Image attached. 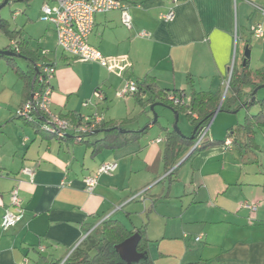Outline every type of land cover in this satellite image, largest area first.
<instances>
[{"label":"crops","instance_id":"1","mask_svg":"<svg viewBox=\"0 0 264 264\" xmlns=\"http://www.w3.org/2000/svg\"><path fill=\"white\" fill-rule=\"evenodd\" d=\"M32 1L14 14L15 21L22 17L20 24L10 23L36 52L38 65L43 60L56 63L52 111L83 117L99 113L116 123L136 117L130 125L133 130L148 126L150 114L143 112L135 97L117 96L125 78L149 75L161 89L184 92L187 100L192 91L217 94L221 106L229 95L231 71L245 68L250 28L253 34L257 25L264 26L258 9H264V0H180L177 5L170 0H123L129 5L132 28L123 25L120 11L97 14L89 37V43L115 63L110 72L78 62L59 49L53 25L41 21L42 6L51 0H43L35 17L29 9ZM171 7L174 21L160 20ZM142 31L150 36H140ZM256 39L261 42L251 45L252 71L264 69V37ZM16 64L29 72L26 60L17 57ZM98 88L105 94L104 102L85 106ZM251 90L246 87L231 104L233 112L215 114L207 127V140L223 141L230 128L260 112L258 104L245 105V93ZM32 93L1 58L0 264L64 261L76 248L86 250L88 244L83 243L90 236L103 239L101 227L107 220L121 222L134 233L144 228L152 264H264V148L258 139L264 128L257 130V147L242 154L234 144L211 147L182 162L175 169V180L168 182L165 135L154 132L156 125L150 124L146 135L122 149L93 156L85 144L49 138L15 117ZM188 121L182 126L186 135L194 130ZM111 162L118 163L117 171L101 175L88 193L85 178ZM25 168L34 176L25 174ZM14 188L19 190L25 215L3 231L2 218Z\"/></svg>","mask_w":264,"mask_h":264},{"label":"trees","instance_id":"2","mask_svg":"<svg viewBox=\"0 0 264 264\" xmlns=\"http://www.w3.org/2000/svg\"><path fill=\"white\" fill-rule=\"evenodd\" d=\"M22 1L28 4L31 0H9V3L6 6L13 2ZM0 32L5 35V37L10 42V45H8L4 50H10L20 58L26 60L30 70L29 72L23 71L16 64L17 57L12 58L0 55V59H6L11 65L12 69L15 71L16 75L20 79H23L34 92L39 87V75L42 73L45 67L52 65L53 62L43 60L38 65V56L36 52L31 51L30 44L22 38L21 30L12 28L10 21L2 18L1 15ZM125 79H132L136 82L138 90L131 96L135 97L138 103L144 107V113L147 115L150 114L148 126L142 128L141 130H133L130 128V125L136 121V117L131 119L127 118L121 123H116L114 121H106L103 114H101L103 116V121L100 123V125L93 132L83 134L81 136L82 140L78 141L75 132L67 133L63 138H60L58 136L47 134L41 131L37 123L35 124L27 121L24 122L29 125H35L37 133L43 134L49 138H55L59 140H73L79 144H85L91 149L92 155L96 156L105 150L122 149L146 135L150 129L149 125L153 124L154 121V116L151 114V106L155 104H161L162 106L160 107L165 109L170 107L177 111L179 116L184 115L193 125L194 129L197 128L195 137L193 139L195 142H197L201 134L209 126L215 114L219 111L228 113L233 112L231 104L237 102V100L242 97L246 87H251V92L247 94L245 93L247 97V100H245V105L253 106L258 104L261 107L260 112L254 115L252 118L246 117V121L243 125H237L230 128L223 141L211 142L207 139H204L187 158V161L193 159L198 153L204 150L217 145H224L229 139L232 141L235 147H237L241 154L243 151L248 150V148L257 147L255 141L257 130L264 128V98L259 99L256 95L254 101L252 102L251 98L253 97V91L256 88L264 85V69L252 71L249 69V62H247L245 68H242L240 72L233 68L228 89L229 95L225 98L221 106V99L217 94L192 91L189 100H187L186 94L184 92H169L161 89L157 85L155 78L149 75L139 80H136L132 77H127ZM171 97H174L179 102L177 103L175 100H172ZM157 107L158 106L155 107V111ZM61 117L71 122L73 126H79L83 122V116L80 115L69 114ZM16 118L19 119L18 117ZM154 125H160L159 117L158 121ZM162 131H164L165 135L164 162L167 167L166 172H169L166 176V179L168 182H173L175 180L177 170L172 172L171 170L177 161L182 157L183 152L185 151V148L191 139L190 137H184L178 134L173 128L170 129L168 127H162ZM91 226L94 227L93 225ZM101 233L103 235V239L91 240L90 236L89 239H86L87 241L85 240L83 243V245L88 244L86 250H80V248H76L72 255L69 256L63 264H125L121 260L119 254L116 252L115 246L124 242L135 233H138L141 237L138 244V251L147 255L146 245L148 240L146 239V232L144 228L139 229L134 233L126 229V227L121 222L107 220L101 227ZM62 262L63 259L52 264H61ZM138 264H152V262L147 256Z\"/></svg>","mask_w":264,"mask_h":264},{"label":"built area","instance_id":"3","mask_svg":"<svg viewBox=\"0 0 264 264\" xmlns=\"http://www.w3.org/2000/svg\"><path fill=\"white\" fill-rule=\"evenodd\" d=\"M176 5L179 0H170ZM264 14V9L258 7ZM41 21L53 25L57 38V46L65 54L82 63L97 64L114 72L116 65L111 58L105 56L99 49L89 43V37L95 27V17L97 14L108 13L112 11L121 12V20L125 27L132 28V18L129 13V5L123 0H51L42 6ZM160 20L172 22L175 19L174 7H171L167 13L160 15ZM254 34L257 38H263L264 32L262 25H258ZM142 37H149L146 31L139 33ZM56 63L43 69L38 77L39 87L32 93L30 99L23 103L15 113V116L23 121L37 123L39 129L47 134H52L63 138L67 133H76L77 140H82V135L93 132L103 121V116L99 113L84 116L83 122L79 126H73L71 122L62 118L52 111V80L56 74ZM229 84V83H228ZM227 84V86H228ZM137 84L132 79H124L122 88L117 92L119 98H125L133 95L137 91ZM172 100L179 102L174 97ZM105 100V94L101 89L95 90L93 98L85 102V106L94 102L95 105ZM207 128L201 134L196 142V147L206 138ZM231 146L233 143L229 139L225 143ZM119 165L117 162L105 163L91 176L85 178V187L88 193H92L98 184L101 175H112L117 171ZM23 172L30 177L34 176L31 169L25 168ZM246 207L256 210L255 206L246 205ZM25 209L19 194V190L14 188L11 192V204L5 211L2 218L1 227L7 231L16 226L24 217ZM201 238H197L200 240ZM65 261V260H64ZM64 261L61 263L63 264ZM22 264H25L22 263Z\"/></svg>","mask_w":264,"mask_h":264},{"label":"rangeland","instance_id":"4","mask_svg":"<svg viewBox=\"0 0 264 264\" xmlns=\"http://www.w3.org/2000/svg\"><path fill=\"white\" fill-rule=\"evenodd\" d=\"M4 2V0H0V5ZM42 2L43 0H33L29 9L31 8L32 9V14L33 16L35 17L36 15V12H38V9L41 7L42 5ZM26 4L25 2H13L11 3L10 5L8 6H5L3 9H1L0 11V15L2 16V18L10 21L12 23L13 26H16V25H19L20 22L23 20L22 17L18 20L15 21V17H14V14L16 12H20L22 11L21 9L23 7H25L24 5ZM28 9V8H27ZM262 14V16L264 17V14L262 12H260ZM21 16H23L21 14ZM258 26V25H257ZM252 28H250L249 30V34H248V38H249V41L251 43V45L254 43H258V42H261V39H256L257 37L255 36V34H251L250 31H251ZM262 29L264 31V26L262 25ZM242 31V30H241ZM240 31V36L242 35V32ZM7 45H10V42L9 40L5 37V35H3L1 32H0V50H2L3 47H6ZM251 45L249 44L250 46V50H251ZM239 50H236V56H237V51H238V56H237V62H236V69L238 70L240 68V55L242 54V41L240 40L239 42ZM236 56L234 58H236ZM251 57H252V51H251ZM234 64V63H233ZM258 92H260L258 94V97L259 98H264V88L260 89ZM255 110L252 111V113H256V111L254 112ZM156 113L158 114V116L162 115L161 117H159V122H160V125H156L155 129H154V132L155 133H158L160 135H162V133H164V131H162V127L164 126H167L168 128H174V122H175V116L174 114H172V112L169 110V109H163L162 107H157V111ZM164 113H166L165 116ZM160 114V115H159ZM152 115L154 116V113L152 112ZM187 119L184 118V116H179V122H178V128L179 130L181 131L182 135L184 136H188L190 137L192 135V133L190 132L188 135L184 134V130L182 128L183 126V122L187 124ZM22 121V120H20ZM189 122V121H188ZM144 128V127H143ZM207 139V138H205ZM258 139H259V142L261 143L262 147L264 148V134L263 133H258ZM196 142L194 140H191L189 142V144L186 146L185 148V151L183 152V156L180 158V160L178 161V163H181L184 158H186V156H188V154H190L192 152V150L194 149V146H195ZM190 163L187 162L185 165H183L182 167H186L188 166ZM10 197H11V194H10ZM11 200V198H10Z\"/></svg>","mask_w":264,"mask_h":264},{"label":"water","instance_id":"5","mask_svg":"<svg viewBox=\"0 0 264 264\" xmlns=\"http://www.w3.org/2000/svg\"><path fill=\"white\" fill-rule=\"evenodd\" d=\"M8 3H9V0H4V2L0 5V10L3 9ZM0 55L1 56H5V57H12V58L18 57V58H20L19 56H17L14 52H12L10 50H0ZM250 59H251V50H250L249 45H247L245 47V51H244V61H243V66L244 67L247 65V62ZM233 67H234V64H233ZM231 76H232V73H231L230 78H229V81H228L229 84H230ZM229 84L227 86L226 92L229 89ZM262 88H264V85L256 88L253 91V97L251 98V102L254 101V99H255L258 91L260 89H262ZM224 98L225 97H223L222 102H223ZM156 106H162V105L161 104H155V105H152L151 106V111L154 113V121H153V124H155L158 121V117H159L158 114L155 111V107ZM168 109L170 111H172L174 113V116H175V122H174V128L173 129L178 134L182 135L181 131L178 128L179 113L177 111L173 110L170 107H168ZM196 131H197V128L194 129L193 134L190 136V139L191 140L194 139ZM182 136H184V135H182ZM195 148H196V145L194 146V149ZM194 149L192 150V152L194 151ZM191 153L188 154V156H186V158H184V160L182 162H184L191 155ZM181 163H179L177 166H175L171 170V172L174 171L178 166H180ZM140 239H141L140 235L138 233H135L133 236H131L130 238H128L124 242H122V243H120V244H118V245L115 246L116 252L119 254L121 260L125 264H138L140 261H142L143 259H145L147 257L146 254L140 253L138 251V244L140 242Z\"/></svg>","mask_w":264,"mask_h":264}]
</instances>
